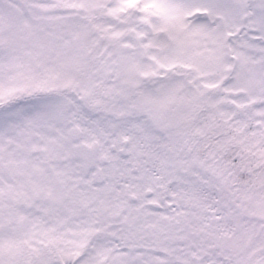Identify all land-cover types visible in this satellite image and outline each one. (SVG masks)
Returning <instances> with one entry per match:
<instances>
[{
    "label": "snow or ice",
    "instance_id": "snow-or-ice-1",
    "mask_svg": "<svg viewBox=\"0 0 264 264\" xmlns=\"http://www.w3.org/2000/svg\"><path fill=\"white\" fill-rule=\"evenodd\" d=\"M0 264H264V0H0Z\"/></svg>",
    "mask_w": 264,
    "mask_h": 264
}]
</instances>
